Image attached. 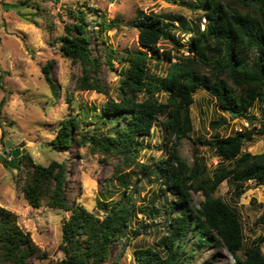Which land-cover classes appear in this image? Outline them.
I'll use <instances>...</instances> for the list:
<instances>
[{"label": "trees", "instance_id": "1", "mask_svg": "<svg viewBox=\"0 0 264 264\" xmlns=\"http://www.w3.org/2000/svg\"><path fill=\"white\" fill-rule=\"evenodd\" d=\"M189 2L201 7L199 19L203 16L204 22L202 28L196 23L187 43L175 33V22L178 18L185 22L184 17L168 15L164 18L154 11L138 8L131 24L138 30L139 46L122 52L108 44L102 33L117 23L101 13L98 29L92 34L103 50L104 60L118 74V97L108 96L99 107V113H95L96 106L92 105V114L87 119L86 114L80 115L79 109L70 112L60 121L50 140L56 148L76 142L104 158L115 156L112 172L125 188L118 198L97 199L101 210L97 214L79 200L70 201L66 197L65 161L35 162L22 148L16 156L14 167L25 200L35 207L45 203L70 210L61 224L60 248L64 255L59 259L51 258L46 264H105L113 242L119 243L121 237L127 242L132 235L141 232L139 226L143 229L144 223H141L131 229L132 235L128 234L132 216L138 211L144 216H155L154 211L159 209L153 203L135 205L133 193L138 190L137 184L132 185L131 191L128 187L134 167L144 171L149 168L138 155L144 146L143 137L151 133L159 116H163L169 141V144L164 142L165 156L156 163L160 190L165 193L163 209L167 230L157 245L135 247L131 264L184 263L195 254L196 242L185 245L191 232L196 234L198 245L225 247L232 253L235 264H264L261 248L264 232L243 248L242 256L238 254L244 242L240 213L236 206L213 194L223 180L231 188L234 199L245 190L246 181L264 184V148L260 152L243 148L245 141L254 139V134L264 132V0ZM77 17L79 20L72 25L65 24L66 32L58 37L60 51L80 68L77 88L107 92L106 83L98 74L101 54L92 51L86 30L88 21L84 14ZM160 39L171 42V48L177 53L160 48ZM182 47L188 55L179 52ZM164 59L168 64L160 72L157 68H161ZM113 61L118 64L114 66ZM51 62L46 61L41 69L57 96L59 87L50 76ZM200 87L214 96L218 109L229 112L232 118L250 121L248 126L239 129L234 128L231 119L219 115L210 119V127L230 124L229 132L221 134L214 130L209 137L194 138V143L212 147L220 159L210 171L202 153L193 150L189 162L178 149L181 138L188 137L193 130L191 103L194 92ZM162 92L166 94L165 99L159 98ZM255 104L260 115L252 111ZM234 111L237 113L233 114ZM253 119H259V125L253 124ZM123 168L127 169L122 171ZM192 191L202 194L198 206H195ZM167 192L172 198H167ZM17 218V213L0 204V264H29L32 257L47 258L48 252L33 240ZM256 221L264 224V209Z\"/></svg>", "mask_w": 264, "mask_h": 264}, {"label": "rangeland", "instance_id": "2", "mask_svg": "<svg viewBox=\"0 0 264 264\" xmlns=\"http://www.w3.org/2000/svg\"><path fill=\"white\" fill-rule=\"evenodd\" d=\"M189 1L181 3L180 0H0V102L5 98L0 105V204L17 213L18 223L28 230L33 240L49 254L47 258L32 257L29 264H46L51 258L59 259L64 255L60 248L61 224L69 216L70 210L45 203L35 207L25 200L19 187L17 168L14 167L21 148L27 151L35 162L47 164L51 159L65 161L66 197L70 201L79 200L97 214L101 213L97 199L114 200L125 189L112 172L116 162L115 156L104 158L97 153L89 152L86 147L76 142L65 148H56L50 143L56 127L70 112L79 109L80 115L86 114L84 118L87 119L92 114V105L96 106L95 113H99V107L108 96L118 97V74L104 60L103 50L97 46V40L92 34L98 29L100 14L103 13L107 20L114 19L117 23V26L110 27L102 33L108 44L121 52L126 48L139 46L138 30L131 24L138 8L154 11L164 18L168 15L184 17L185 22L179 18L175 22V33L181 37V41L187 43L196 23L202 28L204 22L203 16L199 19L201 7H195V4ZM191 1L199 3L203 0ZM79 14H84L88 21L86 30L92 51L101 54L98 74L106 83L107 92L77 88L75 83L80 68L60 51L58 37L66 32L65 24L72 25L79 20L77 17ZM158 44L160 48H169L172 53H177L171 48V42L165 39H160ZM183 48L179 52L188 55V51ZM174 59L173 56L172 60ZM48 60L52 61L50 76L58 83L57 96L52 92L41 69L42 64ZM117 64L113 61L114 66ZM167 64V60L164 59L160 64L161 68H157L158 71L163 72L161 69ZM193 96L194 101L191 103L193 130L189 132L188 137L181 138L178 149L189 162L192 160L193 150L202 153L210 171L220 159L212 147L194 143V138L209 137L214 130L221 134L229 132L230 124H222L215 129L210 127V119L219 115H224L238 125L244 119L232 118L229 112L218 109L214 96L204 88H197ZM165 97V93L159 94L160 99ZM252 111L260 115L256 104ZM162 120L163 116H159L151 133L143 137L144 146L139 150L138 158L149 165L148 170L134 167L128 187L131 191L132 185L137 184L138 190L133 193L135 205L153 203L159 210L154 211V217L144 216L140 211L136 216H132L128 234L132 235L131 229L138 224L144 223L143 229L139 226L141 232L132 235L127 242H124L123 237L119 243L113 242L105 264H131L134 261L135 247L155 246L166 233L163 209L165 193L160 190L161 179L156 170V163L166 154L164 142H169ZM259 121L253 119V124L259 125ZM171 138L173 141L174 137ZM243 148L252 152L262 151L264 132L254 134V139L245 141ZM126 169L123 168L122 171ZM192 194L195 206H198L202 194L199 191H192ZM213 194L236 206L240 213L244 242L238 254L242 256L243 248L249 245L255 236L264 232V224L256 221L264 209V184L248 180L245 182V190L234 199L231 188L223 180ZM166 195L168 199L172 198L169 192ZM196 239L195 233L191 232L188 235L185 245L187 247L196 242L195 254L182 264H235L232 253L225 247L198 245ZM261 248L264 252V242Z\"/></svg>", "mask_w": 264, "mask_h": 264}, {"label": "built area", "instance_id": "3", "mask_svg": "<svg viewBox=\"0 0 264 264\" xmlns=\"http://www.w3.org/2000/svg\"><path fill=\"white\" fill-rule=\"evenodd\" d=\"M263 120H264V118H263ZM243 124H244V125H248V121H247L246 119H244V120H243ZM241 126H242V125H235V128H239V129H240Z\"/></svg>", "mask_w": 264, "mask_h": 264}, {"label": "clouds", "instance_id": "4", "mask_svg": "<svg viewBox=\"0 0 264 264\" xmlns=\"http://www.w3.org/2000/svg\"><path fill=\"white\" fill-rule=\"evenodd\" d=\"M236 113H237V112H236ZM233 114H234V113H233ZM243 119L248 120L247 118H243ZM248 121H249V120H248ZM249 124H250V121L248 122V125H249ZM235 125H238V124H234V123H233L234 128H235ZM239 125H242V126H243V125H244V124H243V121H241V123H240ZM248 125H244V126H248ZM242 126H241V127H242Z\"/></svg>", "mask_w": 264, "mask_h": 264}, {"label": "water", "instance_id": "5", "mask_svg": "<svg viewBox=\"0 0 264 264\" xmlns=\"http://www.w3.org/2000/svg\"><path fill=\"white\" fill-rule=\"evenodd\" d=\"M234 114L236 113V111L233 112Z\"/></svg>", "mask_w": 264, "mask_h": 264}]
</instances>
